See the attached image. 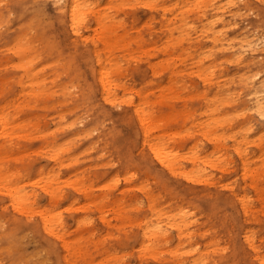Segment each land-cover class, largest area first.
<instances>
[{"label": "bare ground", "instance_id": "1", "mask_svg": "<svg viewBox=\"0 0 264 264\" xmlns=\"http://www.w3.org/2000/svg\"><path fill=\"white\" fill-rule=\"evenodd\" d=\"M262 220L264 0H0V264H264Z\"/></svg>", "mask_w": 264, "mask_h": 264}, {"label": "rangeland", "instance_id": "2", "mask_svg": "<svg viewBox=\"0 0 264 264\" xmlns=\"http://www.w3.org/2000/svg\"><path fill=\"white\" fill-rule=\"evenodd\" d=\"M39 23L42 25L43 29H53V31L55 32V24H54V21H53V18H52V15L48 12H45L44 14H42L39 19H38ZM39 163L43 166L47 165L46 161L45 160H41L39 161ZM121 191H112L110 193V196L113 198L115 196H117ZM68 194V200H72V198H74V193L72 191H69L67 192ZM41 194V196H39V205L40 206H43L46 204V197L45 195ZM41 197V199H40ZM141 196L139 194L136 193V198H138L139 200H141L140 198ZM69 202H65L63 203L60 207L63 208L65 205H67ZM236 212L234 211V209H232L231 207H227V208H224L223 209V215L221 214H217L215 216H213V219L216 221L217 224H219L220 222L219 219H216L214 217H220L222 218V221L221 223L222 224H225V227L226 228H231L233 227L234 225V221H235V217H236ZM73 217H71V214H68L65 215V219L67 220L68 222V225L70 227H73L75 224H74V218L72 219ZM91 218L92 219H96V215L95 214H92L91 215ZM71 222V224H70ZM73 222V224H72ZM220 223V224H221ZM262 223L264 224V221L262 220ZM262 224V225H263ZM95 225L97 228H101V224L98 222V221H95ZM173 232V231H171ZM170 232V235H169V238L172 239V240H175V232L171 233ZM173 234V236L171 235ZM229 239V238H228ZM228 239H224V243H229ZM229 240H231V242H234L235 239L234 238H230ZM33 250H35V244H34V241L31 240V239H28V240H25V241H21V242H18L11 250V253L9 254L8 256V259L11 260V261H21L22 259H24L25 257H27ZM48 264H52V263H48ZM125 264H136V260L134 257H130V258H127Z\"/></svg>", "mask_w": 264, "mask_h": 264}]
</instances>
